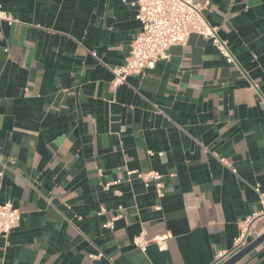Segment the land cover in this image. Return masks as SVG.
<instances>
[{"label":"crops","instance_id":"0c3cea01","mask_svg":"<svg viewBox=\"0 0 264 264\" xmlns=\"http://www.w3.org/2000/svg\"><path fill=\"white\" fill-rule=\"evenodd\" d=\"M136 1L0 0V203L22 213L0 264H222L246 218L264 233V0H197L236 63L191 34L114 88ZM152 170L162 197L131 173Z\"/></svg>","mask_w":264,"mask_h":264},{"label":"built area","instance_id":"2783aa9c","mask_svg":"<svg viewBox=\"0 0 264 264\" xmlns=\"http://www.w3.org/2000/svg\"><path fill=\"white\" fill-rule=\"evenodd\" d=\"M204 10L205 6L197 0H137L136 18L141 24V29L131 43L125 63L111 69L114 74L113 87L118 88L120 85L127 84L131 76L154 69L160 60H168L170 48L186 44L191 34H198L205 40L212 41L228 63H236V58L229 49L226 40L220 38L218 27L210 24ZM0 20L17 21L12 14L2 9H0ZM219 159L220 162L227 163L225 158L220 157ZM232 170L236 172L235 169ZM131 173H137L146 187L154 184L157 195L163 196V181L160 172L152 170ZM255 191L261 206L259 215L263 216L264 191L259 186L255 188ZM21 220L22 213L12 202L0 203V236L8 237L11 231L20 225ZM254 220L255 218L248 217L241 223V232L236 240L234 252L249 244L248 239L253 234ZM104 227L113 228L114 219L106 221ZM152 242L156 243L161 251L167 249L166 236L146 238L140 235L134 239L135 245L142 250H146L147 245ZM227 255L219 254L216 264Z\"/></svg>","mask_w":264,"mask_h":264},{"label":"water","instance_id":"95a60500","mask_svg":"<svg viewBox=\"0 0 264 264\" xmlns=\"http://www.w3.org/2000/svg\"><path fill=\"white\" fill-rule=\"evenodd\" d=\"M264 244V233L258 236L253 242L248 246L236 252L229 259L224 261L222 264H236L248 256L253 250L258 248L260 245Z\"/></svg>","mask_w":264,"mask_h":264}]
</instances>
